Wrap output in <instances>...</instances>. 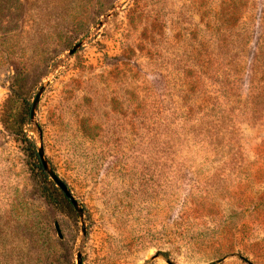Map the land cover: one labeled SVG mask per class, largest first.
<instances>
[{
    "label": "rangeland",
    "instance_id": "374dc122",
    "mask_svg": "<svg viewBox=\"0 0 264 264\" xmlns=\"http://www.w3.org/2000/svg\"><path fill=\"white\" fill-rule=\"evenodd\" d=\"M39 131L82 264H264V0H0V264L76 263Z\"/></svg>",
    "mask_w": 264,
    "mask_h": 264
},
{
    "label": "water",
    "instance_id": "95a60500",
    "mask_svg": "<svg viewBox=\"0 0 264 264\" xmlns=\"http://www.w3.org/2000/svg\"><path fill=\"white\" fill-rule=\"evenodd\" d=\"M110 15V12L107 13V17ZM103 24V21L100 20L97 23V28H99L101 25ZM91 36V34H88L87 36L81 38L79 41L75 42L72 47H70L67 50V55L66 56H70L72 55L76 50H78L82 44L84 43V41L89 38ZM51 78H47L37 89L31 105H30V110H29V117L30 120L34 123H36L35 120V112H36V108H37V104L39 102V98L41 96V94L43 93L44 89L46 88V86L49 84ZM38 145L36 148V154L39 160V163L41 165L42 170L45 172V174H47L49 176V178L54 182V184L60 189V191L63 193V195L66 197V199L68 200V202L71 204V206L73 207L74 211L76 212L78 219H79V223H80V240H79V246L78 249L76 251V263L75 264H82V252H81V245L84 241L85 235H86V220H85V213H84V209L81 205V203L78 201V199L72 194L71 190L69 189L68 185L66 184V182L54 171L51 163L49 162L47 156L45 155L44 152V147L43 144L41 142V133L39 131L38 134ZM54 228L55 231L57 233V236L59 238L63 237V234L61 232L59 223L57 221H54Z\"/></svg>",
    "mask_w": 264,
    "mask_h": 264
},
{
    "label": "trees",
    "instance_id": "16d2710c",
    "mask_svg": "<svg viewBox=\"0 0 264 264\" xmlns=\"http://www.w3.org/2000/svg\"><path fill=\"white\" fill-rule=\"evenodd\" d=\"M33 144H34V143L31 141V142H30L31 156H33V157L36 158L38 169H39L40 172L44 175V177H45L46 179H48L49 176H48L47 174H45V172L42 170L41 165H40L39 160H38V157H37V154H36V152H35V150H34V145H33ZM63 198H64V200H65L66 202H68V200L66 199V197H65L64 195H63ZM68 203H69V202H68Z\"/></svg>",
    "mask_w": 264,
    "mask_h": 264
}]
</instances>
